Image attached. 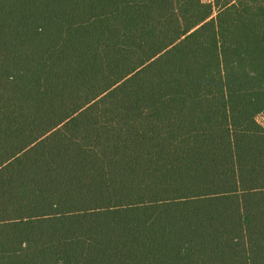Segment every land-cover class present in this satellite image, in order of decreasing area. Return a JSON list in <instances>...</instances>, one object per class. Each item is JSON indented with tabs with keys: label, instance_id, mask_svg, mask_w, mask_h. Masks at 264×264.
<instances>
[{
	"label": "trees",
	"instance_id": "obj_1",
	"mask_svg": "<svg viewBox=\"0 0 264 264\" xmlns=\"http://www.w3.org/2000/svg\"><path fill=\"white\" fill-rule=\"evenodd\" d=\"M213 1L0 0V264H264V0Z\"/></svg>",
	"mask_w": 264,
	"mask_h": 264
},
{
	"label": "rangeland",
	"instance_id": "obj_2",
	"mask_svg": "<svg viewBox=\"0 0 264 264\" xmlns=\"http://www.w3.org/2000/svg\"><path fill=\"white\" fill-rule=\"evenodd\" d=\"M224 0H218V3L221 4ZM215 2V0L213 1ZM257 122L260 124V126L264 129V116L263 115H258L256 117Z\"/></svg>",
	"mask_w": 264,
	"mask_h": 264
},
{
	"label": "built area",
	"instance_id": "obj_3",
	"mask_svg": "<svg viewBox=\"0 0 264 264\" xmlns=\"http://www.w3.org/2000/svg\"><path fill=\"white\" fill-rule=\"evenodd\" d=\"M201 1L204 3L210 4V3H212L213 0H201Z\"/></svg>",
	"mask_w": 264,
	"mask_h": 264
}]
</instances>
